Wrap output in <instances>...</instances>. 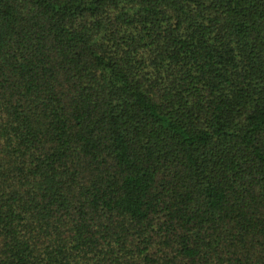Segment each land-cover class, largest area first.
I'll return each mask as SVG.
<instances>
[{"label":"trees","instance_id":"trees-1","mask_svg":"<svg viewBox=\"0 0 264 264\" xmlns=\"http://www.w3.org/2000/svg\"><path fill=\"white\" fill-rule=\"evenodd\" d=\"M0 264H264V0H0Z\"/></svg>","mask_w":264,"mask_h":264}]
</instances>
